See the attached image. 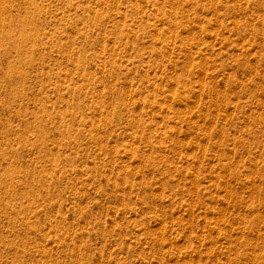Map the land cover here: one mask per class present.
<instances>
[{
  "label": "rangeland",
  "instance_id": "obj_1",
  "mask_svg": "<svg viewBox=\"0 0 264 264\" xmlns=\"http://www.w3.org/2000/svg\"><path fill=\"white\" fill-rule=\"evenodd\" d=\"M0 264H264V0H0Z\"/></svg>",
  "mask_w": 264,
  "mask_h": 264
}]
</instances>
